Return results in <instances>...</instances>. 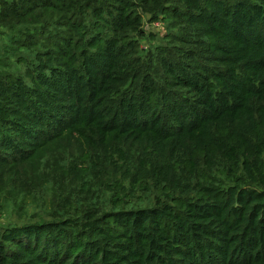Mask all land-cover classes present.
<instances>
[{"label": "trees", "instance_id": "trees-1", "mask_svg": "<svg viewBox=\"0 0 264 264\" xmlns=\"http://www.w3.org/2000/svg\"><path fill=\"white\" fill-rule=\"evenodd\" d=\"M157 1L0 0L1 200L28 194L47 149L71 141L205 181L151 207L10 224L0 264H264V187L234 183L236 161L228 185L206 174L231 155L249 178L263 167L264 0H172L160 14L191 49L140 63Z\"/></svg>", "mask_w": 264, "mask_h": 264}, {"label": "rangeland", "instance_id": "rangeland-1", "mask_svg": "<svg viewBox=\"0 0 264 264\" xmlns=\"http://www.w3.org/2000/svg\"><path fill=\"white\" fill-rule=\"evenodd\" d=\"M171 3L172 0L156 2L151 8V13L158 16L155 22L149 23L148 14L144 13L146 37L140 42L144 51L140 63L146 60V53L150 55L162 50L186 57L191 49L192 43L182 36L179 27L160 14ZM8 37L7 34L0 36V42L4 43ZM24 55L34 57L33 54ZM129 82L130 77L124 88H128ZM260 154L263 167L254 168L253 178L245 175L240 161L233 155L230 162L222 161L206 174L211 181L228 185L231 181L227 180L225 173L230 164L236 161L239 163L236 169L239 180L234 183L241 181L246 185L254 184L256 188L264 187V146ZM40 174L41 180H31L24 185L28 194L8 200L0 199V229L10 224L75 219L87 211L151 207L158 197L166 200L167 191L174 194L205 182L200 175L183 176L174 166L157 160L149 153H137L129 147L117 146L107 153L87 155L81 145L73 141L49 147L42 160ZM20 182L23 184L24 180Z\"/></svg>", "mask_w": 264, "mask_h": 264}]
</instances>
